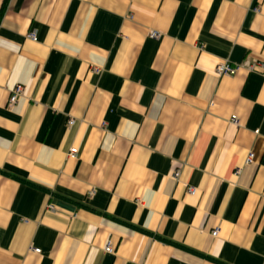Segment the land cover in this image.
Instances as JSON below:
<instances>
[{"label": "crops", "instance_id": "obj_1", "mask_svg": "<svg viewBox=\"0 0 264 264\" xmlns=\"http://www.w3.org/2000/svg\"><path fill=\"white\" fill-rule=\"evenodd\" d=\"M3 3L0 264H264V0Z\"/></svg>", "mask_w": 264, "mask_h": 264}, {"label": "built area", "instance_id": "obj_2", "mask_svg": "<svg viewBox=\"0 0 264 264\" xmlns=\"http://www.w3.org/2000/svg\"><path fill=\"white\" fill-rule=\"evenodd\" d=\"M257 11V10H255ZM150 37L152 39H158L160 37V35L156 32H150ZM28 38L32 41H35V36L34 34H30L28 36ZM239 69H243L246 70L247 72H256V71H260V72H264V64H255V63H245L244 65H232L229 62H222L220 64H218L215 68V74L218 77H223V76H231L233 74H235ZM23 93V88L18 86L17 88H15L13 90V93L11 94L10 98H9V105L13 106L17 99L22 95ZM231 122L233 124H235L236 122V118L232 117L231 118ZM74 125V120L73 119H68L67 121V126L70 128ZM77 151L75 149H71L69 151V156L74 157L76 155ZM253 162V154H248V156L245 159L244 165L245 166H249L251 165ZM235 176L239 174V170H237L235 173ZM187 193L189 195H194L195 191L192 188H189L187 190ZM218 228H215L212 232H211V236L214 238L217 236L218 234ZM106 253L111 254L112 253V249L111 246H107L104 250ZM33 252L35 253H39V250L37 249H33Z\"/></svg>", "mask_w": 264, "mask_h": 264}, {"label": "trees", "instance_id": "obj_3", "mask_svg": "<svg viewBox=\"0 0 264 264\" xmlns=\"http://www.w3.org/2000/svg\"><path fill=\"white\" fill-rule=\"evenodd\" d=\"M6 1H4V3H5ZM4 3H3V5H2V7H1V10H0V15L2 14V10H3V8H4ZM128 227H130L131 228V226H128ZM132 230H135V231H137V232H141V233H143V234H149L148 232H146V231H144V230H141V229H137V228H135V227H132L131 228ZM160 239V238H159ZM161 240V239H160Z\"/></svg>", "mask_w": 264, "mask_h": 264}]
</instances>
